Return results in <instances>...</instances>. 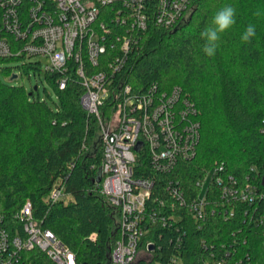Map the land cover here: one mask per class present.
I'll return each mask as SVG.
<instances>
[{"label":"trees","instance_id":"16d2710c","mask_svg":"<svg viewBox=\"0 0 264 264\" xmlns=\"http://www.w3.org/2000/svg\"><path fill=\"white\" fill-rule=\"evenodd\" d=\"M225 5L236 9V23L221 35L215 55L209 57L200 33ZM258 10L260 16L255 15ZM190 13L171 31L151 27L122 75L124 83L140 91L151 84L165 91L180 86L198 109L200 143L195 156L179 160L171 172H156L146 149L138 151L134 171L154 178L156 193L174 179L192 197L200 192L196 182L224 163L240 185H255L263 192L264 0H194ZM249 24L255 25L256 36L244 43L241 35ZM11 61H21L26 73L43 71L38 61L24 56L0 57V214L12 217L31 201L36 222L72 248L77 264H112L120 214L100 193L104 144L97 116L81 103L79 75L71 70L66 87L59 89L60 73L44 72L58 95L52 105L36 95L37 88L29 92L2 78L15 74L6 64ZM106 102L100 111L109 118L119 101L111 97ZM53 187L65 189V197L53 202ZM219 189L215 185L211 192L218 200L217 214L202 228L185 218L183 230L154 229L148 236L156 241L154 262L167 264L177 256L182 264H213L223 258L264 264V226L258 222L264 198L237 203L235 215L226 218ZM28 255L37 256L40 264H53L42 251Z\"/></svg>","mask_w":264,"mask_h":264},{"label":"built area","instance_id":"2783aa9c","mask_svg":"<svg viewBox=\"0 0 264 264\" xmlns=\"http://www.w3.org/2000/svg\"><path fill=\"white\" fill-rule=\"evenodd\" d=\"M193 2L0 0V57H46L44 72L60 73L59 89L66 87L74 69L84 89L81 103L99 120L104 144L100 193L120 214L112 264H163L154 262L156 241L148 236L158 226L183 230L185 218L202 228L218 211V200L211 196L215 185L226 218L235 215L237 203L254 204L264 198L255 185H240L224 163L196 182L200 192L192 197L174 179L165 183L164 192L156 193L154 178L134 171L138 151L146 149L156 172H171L179 160H191L200 143L198 109L180 86L165 91L151 84L140 91L124 83L122 75L150 28L176 29L189 18ZM111 97L119 106L104 118L100 109ZM65 194V189L53 187L50 199L55 202ZM258 222L264 226V213ZM33 250L44 252L53 264H77L72 248L36 222L27 201L12 217L0 214V264H40L37 256L28 255ZM178 261L182 258L173 256L167 264ZM213 264L251 263L223 258Z\"/></svg>","mask_w":264,"mask_h":264},{"label":"clouds","instance_id":"9594fccd","mask_svg":"<svg viewBox=\"0 0 264 264\" xmlns=\"http://www.w3.org/2000/svg\"><path fill=\"white\" fill-rule=\"evenodd\" d=\"M255 15L260 16L258 10ZM236 23V9L231 5H225L220 8L212 17L210 26L201 31L200 36L205 41L203 51L209 57L215 55L221 40V35L233 27ZM256 36L255 25L249 24L243 34L241 40L244 43H250Z\"/></svg>","mask_w":264,"mask_h":264},{"label":"rangeland","instance_id":"374dc122","mask_svg":"<svg viewBox=\"0 0 264 264\" xmlns=\"http://www.w3.org/2000/svg\"><path fill=\"white\" fill-rule=\"evenodd\" d=\"M31 60L39 62V66L43 70L41 74L39 73V71L36 72L33 69H31L29 73H26L24 72L22 68L19 67V65L22 64L21 61H11L6 64L8 66H11L13 68V72L19 74V77H17L16 79L12 81L10 80V78H5V76H2V78L8 82L24 85L28 89L29 92H32V89H34V87L37 85V89H34V91L36 92V95L39 96L42 100L47 99L50 104L55 105L54 101H57L58 99L57 92L56 90L53 89L52 85L47 81L46 76H44L45 75L44 70L47 64L46 57L45 58L44 57H32L29 59V61ZM210 174L211 173L207 175V179L203 186V191H205L208 186V183H209L208 179H210V176H211ZM181 263L182 261H178L177 263H171V264H181Z\"/></svg>","mask_w":264,"mask_h":264},{"label":"water","instance_id":"95a60500","mask_svg":"<svg viewBox=\"0 0 264 264\" xmlns=\"http://www.w3.org/2000/svg\"><path fill=\"white\" fill-rule=\"evenodd\" d=\"M18 77V74H14L12 77H10L11 78V80H14V79H16ZM35 88H37V86H35ZM152 249H154V245H152V247H151V250ZM96 264H101V263H96Z\"/></svg>","mask_w":264,"mask_h":264}]
</instances>
